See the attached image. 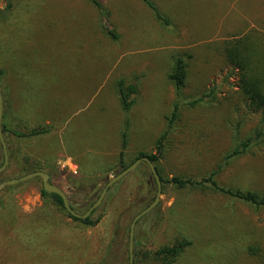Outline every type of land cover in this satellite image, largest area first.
Segmentation results:
<instances>
[{"label":"rangeland","instance_id":"374dc122","mask_svg":"<svg viewBox=\"0 0 264 264\" xmlns=\"http://www.w3.org/2000/svg\"><path fill=\"white\" fill-rule=\"evenodd\" d=\"M152 1L168 22L154 25L152 10L141 0H109L129 33L117 51L104 52L110 44L99 31L95 39V10L85 0H0V91L11 102L9 118L23 110L32 124L43 118L50 125V132L27 139L24 152L46 167L50 181L64 190L78 213L121 170L117 154L125 115L116 88L110 80L101 81L105 64L94 67L93 59L111 63L123 53L120 65L133 58L145 62V79L128 113L126 164L138 149L156 151L150 142L163 132L179 100L177 119L155 162L163 178L207 176L223 164L236 132L243 137L260 121L261 112L241 94L237 68L227 63L223 47L248 34L264 49V0ZM175 56L187 62L179 97L167 79ZM2 160L0 145V165ZM9 162L8 156L0 182L24 174ZM139 164L107 189L94 226L48 210L39 178L16 183L21 184L0 210V264H92L114 226L124 253L114 264H127L130 222L156 192L148 165ZM69 172L89 175V184L76 188ZM215 180L264 193V142L223 165ZM134 233L150 248L181 237L190 240L176 264H264V209L207 187L165 183L158 203L137 220Z\"/></svg>","mask_w":264,"mask_h":264},{"label":"trees","instance_id":"16d2710c","mask_svg":"<svg viewBox=\"0 0 264 264\" xmlns=\"http://www.w3.org/2000/svg\"><path fill=\"white\" fill-rule=\"evenodd\" d=\"M142 1L152 10L158 21L162 20L164 22H168L167 19L165 20L166 17L161 15L158 11L157 6L152 0ZM90 2L98 9L101 15V21L104 25L102 30L108 37L115 41L118 34L115 32V29L110 26L108 18L109 12L101 4L100 0H90ZM259 41L261 42L260 39L252 38L248 34H244L238 38L224 42L223 47L225 60L232 67L237 68V85L241 94L247 100L248 106L254 111L261 112L259 123L243 137H238L237 135L238 126L240 125V123H237V138L235 139L234 145L224 153L223 164H220L219 167L210 171L207 176L191 178L174 175L170 178H163L159 172L158 166L155 165V162H157L163 154L164 140H166L169 131L173 128L174 122L177 119L179 107V100L177 99L173 104L170 116L167 118L165 129L159 134L154 142L156 151H141L135 157L137 158L141 155L148 156L159 174L161 188L165 186V183H171L176 188L180 189L207 187L213 191L220 192V194L228 196L233 200L244 202L255 209H264V193H259L251 189H242L240 187L233 188L231 186L219 185L215 180V175L222 169L223 165L227 164L230 160L249 152L252 148L257 147L261 142H264V49L263 45ZM2 74L3 70L0 69V75ZM186 76V60L181 56H175L167 73V79L173 84L177 97L180 96L181 90L185 85ZM137 90V86L131 83H126L124 79H120L116 85L120 106L125 115L122 130L120 132V150L118 152V160L121 169L128 165L124 162V150L128 144L127 129L130 122L128 113L135 101L134 95L137 94ZM0 92L3 98L1 130L5 140L10 166H18L21 168L22 173L37 169L47 171L46 167L39 163V160H36L35 158L31 159V157L24 151L27 139L50 132V125L45 124L43 122V118H35V124H32L30 117L25 115V113L23 114V110H21L20 115L9 118V112L11 111L10 99L5 96V92L3 90ZM200 99L201 98L191 101L190 104H193ZM142 162L145 163L144 161ZM139 165L141 167V164ZM69 174L72 176L71 179L76 188L84 187L90 182L89 177H86L89 175L77 177L71 172H69ZM30 180L31 179L27 181ZM20 184L7 185L6 187L0 189V210L7 207L8 198L20 186ZM93 188H97L96 184ZM39 194L48 210L62 212L82 224L94 226L101 219L100 214L94 215L96 208L89 216L83 219L72 216L64 208L60 196L55 193L46 192L42 186L39 188ZM68 200L71 207L74 209V206L71 204L69 198ZM118 235L119 227L114 226L110 237L103 247L101 256L92 264H114V261L124 256V253L121 251V242L118 240ZM189 245L190 240L185 237H181L175 239L172 243L161 244L154 248L144 247L142 241L137 237V233H134L132 264H176V261L179 259L184 249Z\"/></svg>","mask_w":264,"mask_h":264},{"label":"water","instance_id":"95a60500","mask_svg":"<svg viewBox=\"0 0 264 264\" xmlns=\"http://www.w3.org/2000/svg\"><path fill=\"white\" fill-rule=\"evenodd\" d=\"M2 94L0 92V145H1V150L3 154V160L0 165V172L4 170L6 165L8 164V153H7V148L6 144L3 138L2 130H1V119H2ZM144 161L150 171L151 174L154 178V181L156 183V192L154 195L153 200L143 209H141L139 212H137L129 225V232H128V264H132L133 262V229L134 225L137 222V220L146 214L148 211H150L159 201L160 198V193H161V181L159 174L153 164V162L148 158L146 155H141L135 158L130 164H128L126 167L121 169L119 172H117L115 175L109 178V180L105 183V185L102 187L98 197L88 206V208L83 212V213H78L76 212L70 205L68 197L66 193L64 192L63 189H61L59 186L56 184L52 183L50 181V175L47 171L45 170H32L30 172H26L18 177L15 178H10L7 180H4L0 182V189L8 184H16L19 182H23L26 180H29L31 178L38 177L41 180V186L42 188L48 192V193H55L60 196L63 206L66 209V211L71 214L74 217L77 218H85L91 214V212L101 203L107 189L116 181H118L120 178H122L125 174H127L129 171L134 169L140 162Z\"/></svg>","mask_w":264,"mask_h":264},{"label":"crops","instance_id":"0c3cea01","mask_svg":"<svg viewBox=\"0 0 264 264\" xmlns=\"http://www.w3.org/2000/svg\"><path fill=\"white\" fill-rule=\"evenodd\" d=\"M85 1L88 3V5H91L94 8V10H95L94 11V20H95V23H96V30H97L95 39H97V37H98V31H99V34L101 35V37L104 36V38L106 39V41H107L106 43L107 44L108 43L110 44V46H108V45H105L104 46V48H106V49H104V52H108L109 49H110V51H112V50L117 51L118 50L117 47H120L121 46V42L123 40L124 41L127 40L126 39V36L128 35L129 32H127V30L125 28V25L119 21V16L115 15V13L110 10L109 0H100L101 4L109 12L108 18H109L110 26L113 27L115 29V32L118 34L117 39L115 41L112 40L102 30V27L104 25H103V23L101 21V15H100L98 9L90 2V0H85ZM152 22H153V24H154V22L156 24V23H159L160 21H158L155 18V20L154 21L152 20ZM119 50H121V49H119ZM123 55H124L123 53L116 54V58H113L112 61H111V63H101L103 61V59H100V60H98V59H95L94 60L93 59L94 67L95 66L102 67L101 64H105V66L103 67V71L105 73L103 74V77H102V80L101 81L107 82V81L110 80L112 87L116 88L117 82L120 79H124L126 81V83H131V84L137 86V88L139 90V86L141 85V81L145 79V73H144V69H145V64L144 63L145 62H142L144 59H140V58H137V59L133 58L132 60H129L128 59L125 63H122L120 65L119 64L121 62L120 61V57H122ZM115 72H116V74H115ZM117 72H119V73L117 74ZM138 90H137V94L134 95V100H136V96L139 95V91ZM115 94H116V97H117V102L120 105V102H119V99H118V94H117L116 89H115ZM134 103H135V101H134ZM134 103H133V105H134ZM120 110H122L121 109V106H120ZM123 120H124V118H123ZM122 125H123V121H122ZM156 138H154L153 141L150 142L152 145L154 144ZM141 151H145V150L138 149L137 151H134V152H136V155H137ZM64 158L65 159H68V160L69 159H72L73 160V157L71 155H64ZM117 158H118V154H117ZM74 163H75L76 166H80L75 161H74Z\"/></svg>","mask_w":264,"mask_h":264},{"label":"flooded vegetation","instance_id":"af4514ba","mask_svg":"<svg viewBox=\"0 0 264 264\" xmlns=\"http://www.w3.org/2000/svg\"><path fill=\"white\" fill-rule=\"evenodd\" d=\"M127 264H128V261H127Z\"/></svg>","mask_w":264,"mask_h":264}]
</instances>
